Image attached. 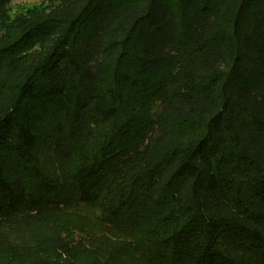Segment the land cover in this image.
Returning a JSON list of instances; mask_svg holds the SVG:
<instances>
[{
  "label": "trees",
  "instance_id": "obj_1",
  "mask_svg": "<svg viewBox=\"0 0 264 264\" xmlns=\"http://www.w3.org/2000/svg\"><path fill=\"white\" fill-rule=\"evenodd\" d=\"M0 0V264H264V0Z\"/></svg>",
  "mask_w": 264,
  "mask_h": 264
},
{
  "label": "rangeland",
  "instance_id": "obj_2",
  "mask_svg": "<svg viewBox=\"0 0 264 264\" xmlns=\"http://www.w3.org/2000/svg\"><path fill=\"white\" fill-rule=\"evenodd\" d=\"M37 3V0H11V9L14 12L21 6H31Z\"/></svg>",
  "mask_w": 264,
  "mask_h": 264
}]
</instances>
